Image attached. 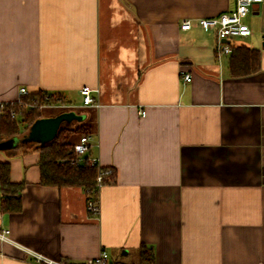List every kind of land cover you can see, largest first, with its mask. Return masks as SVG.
I'll list each match as a JSON object with an SVG mask.
<instances>
[{
	"label": "crops",
	"instance_id": "1",
	"mask_svg": "<svg viewBox=\"0 0 264 264\" xmlns=\"http://www.w3.org/2000/svg\"><path fill=\"white\" fill-rule=\"evenodd\" d=\"M234 6L0 0V118L22 89L57 94L41 135L88 127L87 156L115 172L96 218L82 187L40 183L37 151H0L11 181L26 183L18 213L1 210L0 190V264H36L30 253L84 264L102 249L120 264H264V1L246 18L251 34L232 42L260 51L249 75L230 74L213 30L181 28ZM83 87L98 106L83 104Z\"/></svg>",
	"mask_w": 264,
	"mask_h": 264
},
{
	"label": "trees",
	"instance_id": "2",
	"mask_svg": "<svg viewBox=\"0 0 264 264\" xmlns=\"http://www.w3.org/2000/svg\"><path fill=\"white\" fill-rule=\"evenodd\" d=\"M260 67V51L247 46H233L230 54L229 68L233 77L249 75ZM61 101L57 94L38 92L35 94L22 95L16 103L4 104L1 107L0 118V141H7L22 137L40 117L41 108ZM34 102H37L35 104ZM24 126V130L21 127ZM79 134H90L88 127L72 129L64 126L59 129L55 138L44 145L26 147L20 141L10 150L11 155L17 153L22 147L24 152L37 151L40 154L41 179L44 186L57 187H82L88 198H95L98 195L97 177L98 166L92 165L90 157L86 156L82 161L74 152V145L71 137ZM103 168L104 184H111L115 181V172L107 174ZM26 183H14L10 178V163L0 161V190L6 196L2 200L1 210L8 213L21 211V192ZM140 259L145 263L153 261L151 249L142 246Z\"/></svg>",
	"mask_w": 264,
	"mask_h": 264
},
{
	"label": "built area",
	"instance_id": "3",
	"mask_svg": "<svg viewBox=\"0 0 264 264\" xmlns=\"http://www.w3.org/2000/svg\"><path fill=\"white\" fill-rule=\"evenodd\" d=\"M264 0H235V6L233 9L228 10L224 13H221L217 17L213 18H199L195 21L186 20L182 23L181 28L183 30H190L193 27H200L203 29L213 30L216 34L217 46L216 52L217 55H230L233 51L232 42L237 39L247 37L251 34V29L246 23V18L251 13L255 5H259ZM225 40H230L231 43L225 42ZM184 81L189 82L191 77L187 74L184 75ZM98 90L90 89L89 87H83L81 93L83 95V104L85 106H98L96 100L93 97V93ZM21 95H28L29 93L22 89L20 92ZM37 104V102H34ZM92 142V135L83 134L80 136L79 141L74 145V152L79 157V160L82 161L88 154ZM90 162L92 165L98 166V177H97V189L98 195L95 198L87 199V211L91 214L92 217L98 218L100 215V205H99V193L102 187L105 185L103 180L102 167L99 165L96 158L90 157ZM107 174L112 173V169L109 168L106 170ZM1 240H8V230H2L0 232ZM32 256V261L36 264H72L68 262L56 261L48 259L40 254L30 253ZM84 264H120L112 260L110 254L102 249L100 253L85 262Z\"/></svg>",
	"mask_w": 264,
	"mask_h": 264
},
{
	"label": "water",
	"instance_id": "4",
	"mask_svg": "<svg viewBox=\"0 0 264 264\" xmlns=\"http://www.w3.org/2000/svg\"><path fill=\"white\" fill-rule=\"evenodd\" d=\"M225 42L227 43H231L230 40H225ZM264 47V44H263ZM59 120H61V117L56 119V120H52L54 122H58ZM49 120H37L36 122L33 123V125L31 126V132H30V136L26 137V136H22V137H17L14 139H10L7 141H0V151L2 150H9L14 148L18 142H22V143H26V142H40V145H44L46 143H48L49 141L53 140L55 138V134H52L49 137H44L45 133H43V136L41 135L43 132V129L45 127V123H47ZM54 127V126H53ZM56 131V130H54ZM53 131V133H54Z\"/></svg>",
	"mask_w": 264,
	"mask_h": 264
},
{
	"label": "rangeland",
	"instance_id": "5",
	"mask_svg": "<svg viewBox=\"0 0 264 264\" xmlns=\"http://www.w3.org/2000/svg\"><path fill=\"white\" fill-rule=\"evenodd\" d=\"M251 25V24H250ZM239 40V39H238ZM236 40H234V43H235ZM71 140H73V137L70 138Z\"/></svg>",
	"mask_w": 264,
	"mask_h": 264
}]
</instances>
